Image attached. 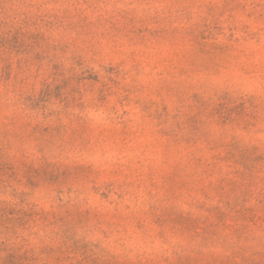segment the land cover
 Returning a JSON list of instances; mask_svg holds the SVG:
<instances>
[{
    "label": "rangeland",
    "instance_id": "1",
    "mask_svg": "<svg viewBox=\"0 0 264 264\" xmlns=\"http://www.w3.org/2000/svg\"><path fill=\"white\" fill-rule=\"evenodd\" d=\"M0 264H264V0H0Z\"/></svg>",
    "mask_w": 264,
    "mask_h": 264
}]
</instances>
